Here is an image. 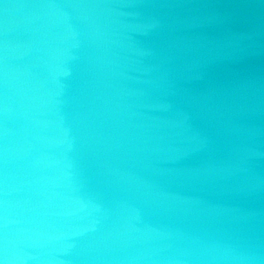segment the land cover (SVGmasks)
I'll list each match as a JSON object with an SVG mask.
<instances>
[{
	"label": "water",
	"instance_id": "water-1",
	"mask_svg": "<svg viewBox=\"0 0 264 264\" xmlns=\"http://www.w3.org/2000/svg\"><path fill=\"white\" fill-rule=\"evenodd\" d=\"M0 264H264V0H0Z\"/></svg>",
	"mask_w": 264,
	"mask_h": 264
}]
</instances>
